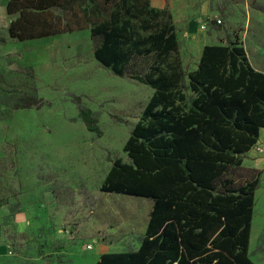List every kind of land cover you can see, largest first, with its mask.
Masks as SVG:
<instances>
[{"label":"rangeland","instance_id":"rangeland-1","mask_svg":"<svg viewBox=\"0 0 264 264\" xmlns=\"http://www.w3.org/2000/svg\"><path fill=\"white\" fill-rule=\"evenodd\" d=\"M7 2L0 0V245L6 249L0 264H96L101 252L138 249L152 199L106 194L101 186L117 159L130 163L124 147L155 90L98 63L94 53L101 41L93 40L90 30L11 40L8 27L14 18L7 14ZM176 3L174 12L167 11L179 52L164 69L180 64L186 74L194 72L204 46L231 41L264 72V0ZM159 62L154 55L137 57L131 72L145 74ZM185 93L192 104L195 95ZM24 97L39 98L44 105L15 110ZM80 108L93 112L101 136L89 132ZM262 131L242 169L225 177L239 186L246 170L261 171L249 251L256 264H264V166L257 164L264 159Z\"/></svg>","mask_w":264,"mask_h":264},{"label":"trees","instance_id":"trees-1","mask_svg":"<svg viewBox=\"0 0 264 264\" xmlns=\"http://www.w3.org/2000/svg\"><path fill=\"white\" fill-rule=\"evenodd\" d=\"M6 10L11 40L90 30L101 41L98 63L155 90L124 147L130 163L117 159L101 186L152 199L147 232L137 251L108 253L96 264H256L249 251L261 171L246 170L239 186L225 178L242 169L264 129V72L245 48L204 46L197 70L186 74L180 64L164 69L179 52L178 36L167 9L149 0H9ZM153 55L160 62L149 72H131L137 57ZM186 90L195 95L190 105ZM43 105L24 97L14 109ZM79 118L103 134L89 108Z\"/></svg>","mask_w":264,"mask_h":264},{"label":"crops","instance_id":"crops-1","mask_svg":"<svg viewBox=\"0 0 264 264\" xmlns=\"http://www.w3.org/2000/svg\"><path fill=\"white\" fill-rule=\"evenodd\" d=\"M150 2H151V5H152V7L153 8H156L157 10H164V9H167V8H169L170 9V11H172V12H174V10H176V7L175 6H177V3H176V0H162L161 2H159V4H157V2H155V0H149ZM216 21V20H215ZM174 24H176L177 23V20L175 19L174 20ZM202 22H204L202 19L201 20H199V24L200 23H202ZM205 26H206V24H204ZM263 130V129H262ZM263 132V131H262ZM262 142H264V141H262ZM259 143V142H258ZM257 164L260 166V167H262V166H264V159L263 158H260V159H258V161H257ZM3 238V234H2V228L0 227V239H2ZM141 247V246H140ZM139 247V248H140ZM138 248V249H139ZM138 249H136V250H133V251H137ZM119 253H122V252H119ZM3 255V254H6V249H5V247L4 246H1L0 245V255ZM101 256H103V255H105V253L103 252H101V254H100ZM101 256H100V258H101ZM100 260V259H99ZM98 263V262H97Z\"/></svg>","mask_w":264,"mask_h":264},{"label":"built area","instance_id":"built-area-1","mask_svg":"<svg viewBox=\"0 0 264 264\" xmlns=\"http://www.w3.org/2000/svg\"><path fill=\"white\" fill-rule=\"evenodd\" d=\"M215 23L222 24V21H221V19H217V20L215 21ZM203 28H205V25H203ZM90 249H91V248H90Z\"/></svg>","mask_w":264,"mask_h":264}]
</instances>
